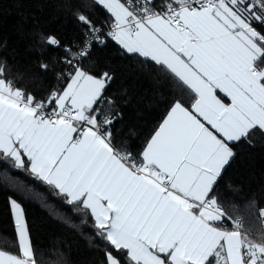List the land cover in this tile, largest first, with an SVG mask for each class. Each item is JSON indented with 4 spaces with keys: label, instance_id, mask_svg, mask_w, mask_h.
I'll list each match as a JSON object with an SVG mask.
<instances>
[{
    "label": "snow or ice",
    "instance_id": "snow-or-ice-1",
    "mask_svg": "<svg viewBox=\"0 0 264 264\" xmlns=\"http://www.w3.org/2000/svg\"><path fill=\"white\" fill-rule=\"evenodd\" d=\"M80 3L79 37L40 34L59 54L32 77L0 57V159L91 220L95 264H264V206L244 198L254 227L225 181L238 149L264 142V0ZM109 44L168 86L139 149L116 127L115 71L94 57ZM8 212L0 264H38L25 208L9 197Z\"/></svg>",
    "mask_w": 264,
    "mask_h": 264
},
{
    "label": "trees",
    "instance_id": "trees-1",
    "mask_svg": "<svg viewBox=\"0 0 264 264\" xmlns=\"http://www.w3.org/2000/svg\"><path fill=\"white\" fill-rule=\"evenodd\" d=\"M78 9L85 10L80 0H0V57L6 58L13 72L32 77L42 60L51 63L59 54L55 49L41 48L38 36L54 34L65 43L78 38L79 26L74 17ZM94 57L100 68L115 71L109 93L120 98L122 119L116 127L123 130L127 145L139 149L164 111L161 97L168 95V86L147 66L122 57L113 44L97 48ZM51 80L49 73L42 80L26 82L39 88ZM238 152L225 181L243 190L235 199V215L247 217L254 227H259L245 209L244 198L255 196L258 206H264V142L243 145ZM9 197L26 210L38 264H95L97 254L89 243L93 237L91 220L55 196L29 171L16 169L10 161L0 159V237L13 239ZM229 212L232 214L233 209L229 208Z\"/></svg>",
    "mask_w": 264,
    "mask_h": 264
}]
</instances>
